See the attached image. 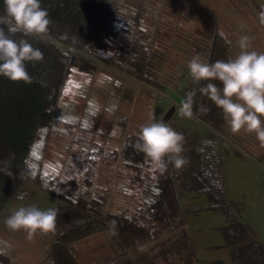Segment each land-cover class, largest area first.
Instances as JSON below:
<instances>
[{
    "label": "trees",
    "instance_id": "obj_1",
    "mask_svg": "<svg viewBox=\"0 0 264 264\" xmlns=\"http://www.w3.org/2000/svg\"><path fill=\"white\" fill-rule=\"evenodd\" d=\"M126 2L41 0L52 24L47 36L27 37L44 53L42 62L27 65L33 82L14 83L0 76V229L6 226L13 207L37 189L59 202L50 207L58 209L57 229L50 233L52 264H79L77 243L105 230L114 235L116 254L104 264H226L202 262L188 231L190 213L204 209L230 212L222 157L214 152L218 149L213 144L202 143L209 139L199 133L177 129L185 136L182 155L188 162L181 169L169 164L163 174L153 170L135 147L137 133L124 138L121 150L89 142L83 149L72 141L64 150L66 161L60 174L45 170L55 126L63 122L73 129L81 121L72 123L61 113L65 85L74 67L94 74L105 64L156 90L167 91L168 85L161 82L157 71L160 56L152 52L149 33L136 27L135 14L122 10ZM191 50L210 63L238 53L231 39L218 30L195 38ZM184 67L175 91L198 89ZM201 103L210 109L206 114L198 111ZM193 111L214 133L227 139L231 130L221 110L198 91ZM106 158L110 165L120 163L125 168L120 170L136 187L129 211L106 210V195L94 189L96 169L107 162ZM32 170L33 175L29 174ZM189 193L207 196L208 203L186 207L180 196ZM221 229L225 246L231 248V264H264V246L252 240L249 225L233 219ZM0 264L19 263L11 254L0 252Z\"/></svg>",
    "mask_w": 264,
    "mask_h": 264
},
{
    "label": "rangeland",
    "instance_id": "obj_2",
    "mask_svg": "<svg viewBox=\"0 0 264 264\" xmlns=\"http://www.w3.org/2000/svg\"><path fill=\"white\" fill-rule=\"evenodd\" d=\"M126 3L122 10L135 14L136 27L149 33L152 52L160 56L157 71L161 82L168 85L167 91L156 90L105 64H101L94 74L80 72L74 67L65 85L61 113L72 123L81 121L73 129L63 122L55 126L48 142L45 170L60 174V168L66 161L64 150L72 141L83 149L89 142L121 150L124 138L130 133H137L140 125L149 122L151 116L165 122L170 117L169 124L176 131L188 128L199 133L201 138L213 142L218 149L214 152L222 157L223 182L230 212L204 209L190 213L187 226L202 262L231 264V248L225 246L221 229L231 220L237 219L249 225L252 240L264 246V170L242 162L243 157L235 152V148L247 152L248 157L256 162L251 154L254 151L259 153L264 145L254 134L244 132L237 136L230 131L227 141L196 116L191 119L181 117L178 106L189 88L183 87L181 92H177L174 87L178 84L181 69L194 55L192 44L199 36L218 30L228 36L232 46L239 51L236 40L241 35H247L252 38V49L264 52V24L260 21L264 2L257 5L241 0H127ZM107 159L96 169L94 189L106 195V210L129 211L136 187L121 171L125 168L120 163L110 165ZM32 173L33 170L29 174ZM180 197L188 208L208 203L207 196L198 193L182 194ZM58 203L48 193L34 189L33 194L20 201L10 213L20 206L36 205L46 210ZM0 238L3 248L9 251L12 248L13 253L32 251L31 242L23 231H12L2 226ZM106 239V235L102 237V240ZM82 243L86 247L92 245L88 241Z\"/></svg>",
    "mask_w": 264,
    "mask_h": 264
},
{
    "label": "clouds",
    "instance_id": "obj_3",
    "mask_svg": "<svg viewBox=\"0 0 264 264\" xmlns=\"http://www.w3.org/2000/svg\"><path fill=\"white\" fill-rule=\"evenodd\" d=\"M4 14L0 15V76L14 83H32L27 65L44 60V53L34 47L27 37H45L52 20L41 0H2ZM264 24V12L260 13ZM252 38L241 35L236 40L239 51L226 60L208 62L195 54L187 62L193 84L199 85L186 94L178 106L181 117L194 116L197 91L209 99L223 114V120L233 134H254L264 145V52L252 49ZM218 82V83H217ZM210 109L203 103L198 111ZM135 147L142 152L153 170L163 174L169 164L181 169L188 161L182 155L185 136L169 123L151 116L140 125ZM205 146L212 145L204 140ZM22 199V197H21ZM58 209L42 210L36 205L20 206L5 220L12 231H23L29 240L37 233H53L57 229ZM0 249V252H3Z\"/></svg>",
    "mask_w": 264,
    "mask_h": 264
},
{
    "label": "crops",
    "instance_id": "obj_4",
    "mask_svg": "<svg viewBox=\"0 0 264 264\" xmlns=\"http://www.w3.org/2000/svg\"><path fill=\"white\" fill-rule=\"evenodd\" d=\"M239 1V0H238ZM243 2L249 3H260L264 0H241ZM261 6V5H260ZM236 153L241 155L242 162H249L258 169L264 170V149H259V153L252 152V156L255 157L256 162L250 159L247 152H241L235 148ZM253 161V162H252ZM190 233V232H189ZM106 235V240H102ZM109 236V238H108ZM50 233L48 234H39L37 233L35 237L31 240V250L26 253V251H21L20 253H13L12 248L9 250L4 249L2 241L0 242V249H3V252L9 251V254L16 260L19 264H52V259L50 256ZM1 239V238H0ZM114 235L111 231L105 230L104 232L97 233L91 237L81 240L77 243L76 249L78 252L79 264H104L106 259L115 257L116 254V244L114 242ZM88 241L92 243L91 246H82V242ZM106 243V244H105ZM101 246V247H100ZM27 254V255H26ZM155 264H167L165 262H156Z\"/></svg>",
    "mask_w": 264,
    "mask_h": 264
}]
</instances>
